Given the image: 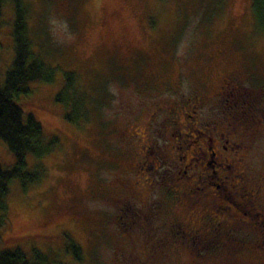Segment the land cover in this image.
<instances>
[{
    "label": "rangeland",
    "instance_id": "obj_1",
    "mask_svg": "<svg viewBox=\"0 0 264 264\" xmlns=\"http://www.w3.org/2000/svg\"><path fill=\"white\" fill-rule=\"evenodd\" d=\"M21 3L31 47L55 70L52 81L29 83L30 91L20 101L39 121L42 143H52L39 157L25 156L26 171L37 174L34 180L13 178L8 184L0 251L19 248L29 256L35 250L61 264H188L187 250L177 243L166 242L161 256H145L149 242L140 230L144 220L133 212L149 211L150 239L165 240L173 216L194 219L196 211H185L181 199L170 196L173 182L166 160L158 168L154 161V170L147 166L140 171L134 163L141 142L152 135L155 145L167 141L150 131L164 117L149 122L154 102L212 94L226 73L236 71L242 87L254 94L259 114L255 145L247 155L249 175L264 177V27L253 15L251 0ZM13 20L12 3L6 0L0 12V85L13 58ZM68 71L76 78L73 87L56 100ZM75 87L81 107L73 111L69 103ZM208 105L196 112L199 121ZM178 115L181 132L185 124L203 130L204 123H186ZM132 130L142 132L143 139L127 137ZM193 140L175 134L174 157L185 146L190 151L201 146L203 139ZM191 160L199 158L193 154ZM13 162L0 139L1 166L9 168ZM200 168L204 170L202 163L189 171ZM151 178L154 186L147 184ZM72 242L80 249V260L72 255ZM222 260L264 264V251L209 256L207 264Z\"/></svg>",
    "mask_w": 264,
    "mask_h": 264
},
{
    "label": "flooded vegetation",
    "instance_id": "obj_2",
    "mask_svg": "<svg viewBox=\"0 0 264 264\" xmlns=\"http://www.w3.org/2000/svg\"><path fill=\"white\" fill-rule=\"evenodd\" d=\"M253 96V93L242 87L239 74L230 71L222 77L218 89L212 94L203 96L194 93L178 103L166 100L153 103L149 122L159 115L164 117L159 123L160 128L158 124L150 131L155 132L159 138L163 135L167 141L155 145L152 135L151 140L148 138L146 142H141V155L134 165L140 171L146 170L147 166L154 170V161L158 168L166 160L170 166L167 171L169 181L173 182L170 196L176 200L181 199L180 205L184 203L185 211H196V217L180 219L173 216L167 229L169 236L159 240L150 239L153 235L146 226L147 219L151 221L153 218L149 216L150 212H133L134 218L144 220L145 226L140 230L145 232L146 241L149 242L145 244L146 257L151 254L161 256L164 252L162 246L166 242L182 245L187 250L188 264H207L209 256H220L222 259L225 254L234 255L248 249L264 251V177H251L247 165V155L255 145L259 116ZM207 102V114L199 121L196 112ZM184 110L192 114L184 113ZM179 112L189 120L186 123H204L203 130L185 124V131L181 132L178 128ZM175 134L192 137L194 143L201 137L202 144L192 151L185 146L183 154L174 157ZM127 137L140 140L143 134L132 130ZM193 154L198 156V161L191 160ZM201 163L204 170L200 168L197 172L189 171ZM158 176L162 178V173ZM147 184L154 186V178L147 181ZM134 197L138 198V195ZM132 223L133 220L129 224ZM129 227H125L126 230ZM241 230L244 235L238 234ZM247 234L249 237H246ZM219 264H224L223 260Z\"/></svg>",
    "mask_w": 264,
    "mask_h": 264
},
{
    "label": "trees",
    "instance_id": "obj_3",
    "mask_svg": "<svg viewBox=\"0 0 264 264\" xmlns=\"http://www.w3.org/2000/svg\"><path fill=\"white\" fill-rule=\"evenodd\" d=\"M0 0V12L3 3ZM12 3L14 20L12 26L13 58L10 67L6 70L4 82L0 85V139H2L14 156V162L9 168L0 164V224L4 220L6 204L5 196L8 191V184L13 178L20 180H34L36 172H27L25 169V156L31 154L35 157L43 155L49 148V144L42 143V127L34 117L31 110L24 111L25 102L20 101V96L30 91L29 83L50 82L53 78L55 68L46 64L40 54L33 50L32 43L28 37V29L25 22V8L21 0H8ZM253 15L259 25L264 27V0H251ZM72 71L63 73L64 85L55 96L61 100V92L71 89L75 80ZM75 86V85H74ZM78 88L72 101L69 103L71 110L81 107V100L78 97ZM95 103L97 116L99 117V103ZM68 117V116H67ZM72 255L80 260L79 247L71 243ZM0 264H61L50 261L38 251L33 250L27 256L19 248H10L0 251Z\"/></svg>",
    "mask_w": 264,
    "mask_h": 264
}]
</instances>
